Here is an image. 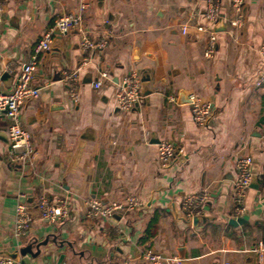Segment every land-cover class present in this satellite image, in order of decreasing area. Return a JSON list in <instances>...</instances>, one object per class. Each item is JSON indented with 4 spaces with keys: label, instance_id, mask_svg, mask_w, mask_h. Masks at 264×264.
I'll use <instances>...</instances> for the list:
<instances>
[{
    "label": "crops",
    "instance_id": "obj_1",
    "mask_svg": "<svg viewBox=\"0 0 264 264\" xmlns=\"http://www.w3.org/2000/svg\"><path fill=\"white\" fill-rule=\"evenodd\" d=\"M89 1L84 27L93 40L107 43L84 64L79 31L58 34L54 27L55 18L78 11L81 0H0V91L14 87L44 33L51 30L53 37L34 72L40 95L21 112L36 151L33 164L7 161L10 121L0 111V257L25 264H116L126 257L132 264H155L143 257L151 251L182 264H256L251 249L264 241V88L255 85L264 72V0H245L244 26L217 31L210 58L204 53L207 34L195 29L209 25L205 0ZM220 2L228 17L230 0ZM184 24L188 34L180 30ZM69 70L80 75L76 95L63 81ZM101 71L110 77L97 88ZM133 73L141 77V91L151 92L142 91L137 105L124 111L115 91ZM181 93L213 104L209 125L193 120ZM87 130L93 139L83 138ZM157 138L178 148L169 166L159 162L158 141L152 142ZM250 155L258 184L237 214L235 160ZM204 191L210 198L198 214L206 220L196 227L184 216L182 200ZM42 194L69 199L65 224L41 216L36 202ZM128 195L141 197L144 208L104 219L86 216L88 200L108 203ZM22 196L32 218L18 235ZM239 217L245 221L230 223ZM53 236L65 244L45 245L37 255L20 251L31 239Z\"/></svg>",
    "mask_w": 264,
    "mask_h": 264
},
{
    "label": "built area",
    "instance_id": "obj_2",
    "mask_svg": "<svg viewBox=\"0 0 264 264\" xmlns=\"http://www.w3.org/2000/svg\"><path fill=\"white\" fill-rule=\"evenodd\" d=\"M80 8L78 11H70L63 13L55 18L54 27L58 28L61 32H68L77 29L81 35V45L85 52L84 64H87L90 56L89 54L93 49L103 47L107 41L102 39L99 41L93 40L84 27L82 13L90 5L89 0H81ZM205 16H207L209 25H197V31L207 34L205 44V56L210 58L215 55L218 45V34L214 30L215 25L220 19H224V24H228L234 32H238L245 23V15L243 13V6L245 0H230L231 12L223 15L220 0H205ZM190 27L187 24L181 26L180 30L183 34H188ZM51 30L44 33L33 48L31 60L27 62L18 73L17 81L12 89L7 92L0 91V111L6 114L9 123V145L7 153V161L10 164L18 163H31L33 164L36 158V151L33 147L31 139V132L28 131L22 120V107L24 103L30 98L39 97V87L33 84L34 72L38 64V55L46 50L52 48ZM264 51V47L261 48ZM101 78L96 83L99 88L105 78H109L107 71H101ZM63 81L69 86L73 94L75 85L80 80V75L76 70L65 71L63 74ZM142 80L140 75L133 73L123 78L119 88L115 91V100L117 107L124 111H130L140 100L142 96L141 91ZM255 85L264 88V72H262L255 81ZM172 100H175L172 97ZM190 107L192 108L193 120L199 126L209 125L212 114L213 104L210 101H205L197 95L190 98ZM158 146V159L162 166H169L175 160L177 146L169 139H162L157 143ZM236 162V177L234 179L233 199L235 202V209L237 214H242L245 207V197L252 183V156H239ZM210 193L208 191L196 192L187 195L183 198L182 212L187 219L192 218L200 212V206L208 201ZM86 216L89 218H107L112 217L116 213L122 211H140L144 208L145 202L141 197L136 195H128L122 201H110L103 203L98 199H90L87 201ZM36 205L40 211L41 216L53 222L65 224L71 215V204L69 199L52 200L49 196L42 194L38 197ZM32 218L30 206L22 201L17 203L15 214V230L18 235L26 233L27 227ZM251 252L256 254V264H264V241H258L251 249ZM143 257L155 264L161 262H172V264H182L181 258L165 257L161 254L151 251L145 252ZM0 264H25L24 262L11 258L9 256L0 257ZM116 264H132L131 258H124ZM229 264V263H227Z\"/></svg>",
    "mask_w": 264,
    "mask_h": 264
},
{
    "label": "water",
    "instance_id": "obj_3",
    "mask_svg": "<svg viewBox=\"0 0 264 264\" xmlns=\"http://www.w3.org/2000/svg\"><path fill=\"white\" fill-rule=\"evenodd\" d=\"M214 28H215L216 31L225 30L226 27L224 25V19L223 18L220 19L219 22L215 25ZM55 33L62 34V32L58 28L55 29ZM8 75H9V72L8 73H4L3 74L4 79L5 78H8ZM143 80H144V82H146V81L150 80V78L149 77H147V78L146 77H143ZM117 81H118V79H117ZM142 91H143V88H142ZM150 92H151L150 90L147 91V89H146L145 90V93L143 91V95L149 94ZM180 96H181V99H180L181 101H188V102H190L189 98L186 97L185 94L181 93ZM92 134L93 133L91 131L87 130L85 132V134H83V138L85 137V138H88V139H93L94 137L92 136ZM157 141L159 142L158 138L157 139H153L152 142H157ZM177 152H179L178 151V148H177ZM256 184H258V180H257V176L254 174L252 176V183H251V185H256ZM20 201L27 202V198L25 196H22ZM205 220L206 219L201 214H196L193 217L194 226L197 227V226L201 225ZM242 221H245V219L239 217V218H233V219H231L230 223L232 225L233 224L234 225H237L238 223H241ZM66 243L69 244L72 248H74V246H73V244L71 242L68 241ZM53 244H56V245H59L60 244V245H62V244H65V243L63 241L58 240L57 239V236H53L52 238L51 237H46L43 240H39V239L36 238V239H31L25 246H23L21 248L20 251H21V253L23 255H25L27 253H30V254L32 253V254H36L37 255V254L41 253L43 246H45V245H49L50 246V245H53ZM33 250H36V253H34ZM59 264H61V261L59 262Z\"/></svg>",
    "mask_w": 264,
    "mask_h": 264
}]
</instances>
